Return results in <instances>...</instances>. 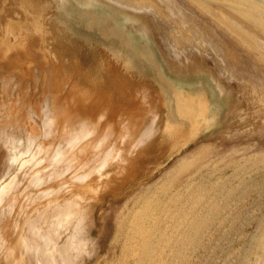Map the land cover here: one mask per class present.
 Wrapping results in <instances>:
<instances>
[{
  "label": "rangeland",
  "instance_id": "rangeland-1",
  "mask_svg": "<svg viewBox=\"0 0 264 264\" xmlns=\"http://www.w3.org/2000/svg\"><path fill=\"white\" fill-rule=\"evenodd\" d=\"M177 1L0 0V264H264V10Z\"/></svg>",
  "mask_w": 264,
  "mask_h": 264
},
{
  "label": "bare ground",
  "instance_id": "bare-ground-1",
  "mask_svg": "<svg viewBox=\"0 0 264 264\" xmlns=\"http://www.w3.org/2000/svg\"><path fill=\"white\" fill-rule=\"evenodd\" d=\"M108 3L117 8L118 10H127L132 13V12H136L138 14H141L139 16V18H144V22H147V23H153V24H159L161 23L163 26H165V30L166 29H169L170 32H168L167 34V39H170L172 41H175V42H179V44H187L185 42H187L190 38V35L188 33V31L184 28L183 26V21L181 20V17H176L175 19H173L172 16V12L168 10L169 7H173V8H177L178 10L181 9V4L177 1V0H107ZM191 3H195V4H200L203 6V8L205 9L206 13H210V15H213L215 17V19L218 21V23H221L223 24L225 27H227L229 30H231L232 32H235L239 38V40H241L243 43L246 42V43H249L250 40L248 38V36L246 35L245 31H244V28H247L248 31L250 30L247 26H243V24L241 25L239 23V21H241L240 19H236V17H232L231 15L229 14H226L222 9H219L218 11L214 10V9H211V7H209V5L206 3L207 1L205 0H189ZM225 1H230V0H220V4L223 5L224 3H226ZM233 1L234 3H236L238 6L240 5H243V9L245 11H248V12H251V13H254L256 11H258L259 7H262V9L264 10V0H231ZM262 3V4H260ZM262 6H260V5ZM28 7H29V4H28ZM135 13V14H136ZM134 14V13H133ZM256 15V14H255ZM123 18V17H122ZM121 18V19H122ZM128 18V17H127ZM135 18V17H134ZM131 19V18H130ZM39 20V19H38ZM37 20V21H38ZM242 22V21H241ZM131 23V22H130ZM245 25V24H244ZM164 30V31H165ZM165 35V34H164ZM163 35V36H164ZM58 41V39H57ZM56 41V42H57ZM65 43V42H64ZM56 44V43H55ZM81 45V43H80ZM82 46V45H81ZM181 46V45H180ZM264 48V47H263ZM258 50L261 51L262 48H257ZM112 52V51H111ZM70 55V54H69ZM158 55V54H157ZM96 56V55H95ZM70 57V56H69ZM111 57V56H109ZM107 58V57H106ZM105 58V60H106ZM103 61H104V58H103ZM108 61H111L110 58L109 60L107 59V63ZM105 62V61H104ZM118 62V61H117ZM116 62V63H117ZM115 63V61L113 62ZM115 63V64H116ZM108 64H112V63H108ZM119 65V64H118ZM114 66V65H113ZM108 67V66H107ZM112 68V67H111ZM114 69V68H112ZM111 70V69H110ZM121 71V70H120ZM109 72H112V71H109ZM110 78V77H109ZM102 81V80H101ZM102 85V84H101ZM107 89V88H106ZM50 207V210L51 212H49V220H48V229L49 231H47V234H48V241H49V244H48V262L47 264H52L53 263V259H52V249H53V245L55 243V240H53L55 238V230H54V224L53 223V220H54V213H53V208L51 206ZM148 207V206H147ZM149 208V207H148ZM162 208V207H161ZM154 211V210H153ZM148 213V212H147ZM191 213V212H190ZM201 213V212H200ZM136 214V213H135ZM147 215L146 214L144 217L142 215V219H141V222L142 224L144 225V227L142 229H144L145 231V234L147 233V235L152 232V229L149 227V225H147ZM150 215H152V213H149V216L148 218L150 217ZM153 216V215H152ZM169 216V215H168ZM189 216V215H188ZM203 216V215H202ZM160 217V216H159ZM176 217V216H175ZM191 217V216H190ZM195 217V216H194ZM147 218V219H148ZM151 218V217H150ZM192 218V217H191ZM196 218V217H195ZM198 220H199V216L197 217ZM201 218V217H200ZM213 218V217H212ZM207 219V218H206ZM149 220V219H148ZM153 220H157V217ZM183 220V219H182ZM208 220V219H207ZM34 221V220H33ZM137 221V220H136ZM190 221V220H189ZM195 221V220H194ZM203 221V220H202ZM209 221V220H208ZM139 222V223H141ZM156 222V221H155ZM154 222V224H155ZM197 222V221H196ZM195 222V223H196ZM205 222V221H204ZM202 222L204 225L205 223ZM35 223V222H34ZM157 223V222H156ZM194 223V222H193ZM194 223V224H195ZM149 224H151L149 222ZM200 224V223H199ZM153 225V224H152ZM156 225V224H155ZM160 225V224H159ZM158 226V224H157ZM177 226H181V229H180V232L184 233L182 234V238L183 240L185 241V238L186 234H189L190 230L193 229V226H192V223H188L187 222V219L183 220L182 222H179V224ZM196 226V225H195ZM206 226V225H205ZM159 228V227H158ZM200 228V227H199ZM204 228V226H203ZM139 229V228H138ZM155 229V228H154ZM157 229V228H156ZM161 229V228H159ZM194 229H198V226L197 228L194 227ZM137 230V229H136ZM164 230V229H163ZM162 230V231H163ZM147 231V232H146ZM156 231V230H155ZM158 231V230H157ZM156 231V232H157ZM179 231V230H178ZM195 231V230H194ZM202 231V230H201ZM131 232V231H130ZM141 232V231H140ZM143 232V233H144ZM159 232V231H158ZM164 232V231H163ZM179 232V233H180ZM198 232V231H197ZM153 233V232H152ZM162 233V232H161ZM141 234V233H140ZM157 234V233H156ZM152 235V234H150ZM154 235V234H153ZM193 235V234H192ZM191 235V236H192ZM140 236V235H139ZM145 236V235H144ZM178 236V234H177ZM181 236V235H180ZM142 237V236H141ZM146 237V236H145ZM148 237H151V236H148ZM193 237V236H192ZM144 239V238H143ZM147 239V238H146ZM145 239V240H146ZM154 239V238H153ZM160 239V237H159ZM189 239V238H188ZM139 240V239H138ZM149 240V239H147ZM191 240V239H190ZM162 241V240H161ZM171 241V240H170ZM177 241V240H176ZM179 241V240H178ZM193 241V240H192ZM32 242V241H31ZM144 242V241H143ZM147 243V241H146ZM149 243V242H148ZM160 243V242H159ZM176 243V242H175ZM41 244V243H40ZM143 244V243H142ZM184 244V243H183ZM182 244V245H183ZM145 245V242L143 244V246ZM148 246V244H146ZM151 245V244H150ZM168 245V243H167ZM170 247V246H169ZM167 248V247H166ZM147 247H144L143 248V251H142V256L144 255V252L145 254H147ZM157 249V248H156ZM172 249V248H171ZM185 249V248H184ZM70 250V249H69ZM173 250V249H172ZM67 249L66 248H62L60 247L58 252L61 253L62 257L61 260H60V264H66L65 263V259H66V256H67ZM78 251V250H77ZM37 252V251H36ZM79 252V251H78ZM175 252V251H173ZM172 252V254H173ZM74 254L77 252H73ZM135 253V252H134ZM156 253V251H155ZM176 253V252H175ZM174 253V254H175ZM173 254V255H174ZM39 255V254H38ZM37 255V257H38ZM60 255V254H59ZM172 255V256H173ZM9 256V255H8ZM32 256V255H31ZM170 256V255H169ZM71 257V256H70ZM180 257V256H179ZM146 258V257H145ZM147 259V258H146ZM174 259V258H173ZM30 260V259H29ZM142 261H144V259H141ZM150 260V259H149ZM41 261V260H40ZM38 262V261H37ZM57 262V260H56ZM145 262V261H144ZM155 262V261H154ZM32 263V262H30ZM59 263V262H58ZM140 263V262H139ZM164 263V262H163ZM12 264V263H11ZM24 264V261L23 263ZM33 264V263H32ZM142 264V262H141ZM144 264V263H143ZM156 264V263H155ZM165 264V263H164Z\"/></svg>",
  "mask_w": 264,
  "mask_h": 264
}]
</instances>
